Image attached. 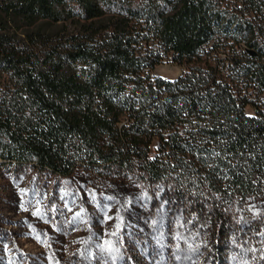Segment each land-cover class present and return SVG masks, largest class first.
Wrapping results in <instances>:
<instances>
[{
	"label": "trees",
	"instance_id": "trees-1",
	"mask_svg": "<svg viewBox=\"0 0 264 264\" xmlns=\"http://www.w3.org/2000/svg\"><path fill=\"white\" fill-rule=\"evenodd\" d=\"M0 160L143 176L201 212L260 195L264 0H0Z\"/></svg>",
	"mask_w": 264,
	"mask_h": 264
},
{
	"label": "rangeland",
	"instance_id": "rangeland-1",
	"mask_svg": "<svg viewBox=\"0 0 264 264\" xmlns=\"http://www.w3.org/2000/svg\"><path fill=\"white\" fill-rule=\"evenodd\" d=\"M184 72L169 57L154 75ZM206 197L201 212L143 176L63 177L0 160V264H218L219 253L223 264H264V188L233 206Z\"/></svg>",
	"mask_w": 264,
	"mask_h": 264
}]
</instances>
